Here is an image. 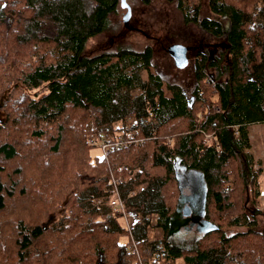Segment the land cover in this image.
Here are the masks:
<instances>
[{
    "label": "trees",
    "instance_id": "1",
    "mask_svg": "<svg viewBox=\"0 0 264 264\" xmlns=\"http://www.w3.org/2000/svg\"><path fill=\"white\" fill-rule=\"evenodd\" d=\"M165 1L220 40L198 54L190 97L152 71L149 47L85 53L119 0H0V264H139L112 178L144 264H264L249 136L264 124V0ZM204 2L226 34L200 18ZM117 136L138 142L106 157L86 145ZM177 165L203 178L204 225L151 239V217L167 230L176 208Z\"/></svg>",
    "mask_w": 264,
    "mask_h": 264
},
{
    "label": "rangeland",
    "instance_id": "2",
    "mask_svg": "<svg viewBox=\"0 0 264 264\" xmlns=\"http://www.w3.org/2000/svg\"><path fill=\"white\" fill-rule=\"evenodd\" d=\"M130 9V18L128 22H123V17L126 14V9L120 8L117 10V15L110 22V26L107 31L93 39H90L86 46V54L92 56L101 52H114L118 48L129 49L135 52H141L146 47L152 50V57L150 60L152 71L157 73L165 84H177L184 92L190 97L192 87L194 86V68L192 62L189 61V65L184 69H177L174 66V62L168 54V48L172 45L194 46L192 40L202 41L203 44H215L220 40H214L211 36L208 37L199 27L195 25H186L183 21L182 12L177 8L175 3H168L165 0H150L148 4H144L141 0H125ZM120 4V3H119ZM201 16L214 18L218 22L222 23L223 33L226 34L229 28V23L225 19H219L210 14L206 6V2L203 3L201 8ZM198 45V44H197ZM195 49L191 52L192 59L195 58ZM142 81L147 79L145 71H140ZM138 94V91H134L133 95ZM3 114L0 111V119ZM132 120L128 121L126 125H131ZM120 123L115 124V128H120ZM118 131V130H117ZM119 133V132H117ZM119 135V134H117ZM249 136L251 142L252 153L256 162H261L263 172L259 177V188L261 192L260 206L264 207V124H255L249 128ZM120 136H117V138ZM209 134L204 135V139H210ZM116 138V139H117ZM121 138V137H120ZM122 141H125L121 138ZM95 140L96 145L89 144V141ZM115 141V140H114ZM103 142H107L103 139L99 140L97 137H91L86 141V145L92 148L91 152L106 157L101 150L100 145ZM138 141L127 140L125 141L127 149L128 145H135ZM112 143V142H107ZM133 143V144H131ZM115 147H111V149ZM93 154V155H94ZM177 175L183 196L186 198L190 195L186 181L184 169L179 165L176 166ZM190 180V179H189ZM179 197V194H178ZM178 201V198H177ZM185 202H187L185 200ZM177 205V204H176ZM129 217V216H128ZM130 221H134L137 217H129ZM156 217L153 216L150 219L149 237L151 239L159 240L165 235L168 239L176 237H197L200 232L191 231L186 232L179 230L173 233H179L178 236L172 237L169 235V231L162 230L156 226ZM121 241H126V237H122ZM140 255V254H139ZM143 263V262H142ZM144 264V263H143ZM147 264H152L151 262ZM173 264H182V260L178 259Z\"/></svg>",
    "mask_w": 264,
    "mask_h": 264
},
{
    "label": "flooded vegetation",
    "instance_id": "3",
    "mask_svg": "<svg viewBox=\"0 0 264 264\" xmlns=\"http://www.w3.org/2000/svg\"><path fill=\"white\" fill-rule=\"evenodd\" d=\"M127 11V10H126ZM202 11L200 10V18L201 19H214V18H208V17H202L201 16ZM212 15V14H211ZM217 21V20H216ZM221 25L222 28V23L218 22ZM186 25H191V24H186ZM204 32V31H203ZM205 33V32H204ZM206 34V33H205ZM217 41V39H214ZM194 46H185L187 48V58L188 61L192 62L193 68H195L196 65V59L198 57V54H203V53H208L209 57L213 59L216 56L217 49L215 48V44H206L200 40L196 42V40L191 41ZM198 44V45H197ZM183 46V45H182ZM195 49V58L192 59L191 57V52ZM189 65V63H188ZM188 67V66H187ZM186 67V68H187ZM185 174L183 175L186 177L188 182L186 181L188 191L190 193L189 196L186 197V201L184 202L180 208V216L177 219V222L173 221L172 223H169L168 225V231L169 233H173L176 231L184 230L186 232H191V231H197L200 232L203 224V219H202V201H203V185L200 183V177L201 175L196 172H190V171H185ZM190 179V180H189ZM186 206H190L191 212H189V216H185V212L187 211Z\"/></svg>",
    "mask_w": 264,
    "mask_h": 264
},
{
    "label": "water",
    "instance_id": "4",
    "mask_svg": "<svg viewBox=\"0 0 264 264\" xmlns=\"http://www.w3.org/2000/svg\"><path fill=\"white\" fill-rule=\"evenodd\" d=\"M120 3V8L122 9H126V14L123 17V22L126 23L128 22L129 18H130V9L128 7V5L126 4L125 0H119ZM168 54L170 55V57L172 58L173 62H174V66L177 69H184L188 66V58H187V48L185 46L182 45H172L168 48ZM175 176L177 179V183H178V189H179V197H178V201H177V205L176 208L172 214V216L170 217L169 223H172L173 221L177 222L178 217L181 215V208L180 206L185 202V200H187L182 193L181 190V186L179 183V178L177 175V171L175 168ZM200 183L203 185V201H202V217H203V210H204V206H205V200H206V187L205 184L203 183V178L202 176L200 177ZM187 211L185 212V216H189V212H191L190 206H186ZM204 225V224H202Z\"/></svg>",
    "mask_w": 264,
    "mask_h": 264
},
{
    "label": "built area",
    "instance_id": "5",
    "mask_svg": "<svg viewBox=\"0 0 264 264\" xmlns=\"http://www.w3.org/2000/svg\"><path fill=\"white\" fill-rule=\"evenodd\" d=\"M89 144L91 145H96L95 140L89 141ZM101 147V150L103 151V154L105 155L106 153H108L110 151L111 147H115V148H122V147H126L125 141H122V139L120 137H118L115 141H113L112 143H108L107 142H103L102 145L99 146V148ZM120 180L114 179L112 178V183L114 185L115 188V196L110 200L109 204L110 206L115 210V211H119L122 213L123 215V219H124V224L128 230V235L130 238V244L128 246V250L129 253L131 255H134L137 257L139 264H143L141 262L140 259V255L136 246V243L133 240L132 234L130 233V226L132 224V221H130V218L125 214L124 211V202L123 200L119 197L118 194V190H117V186L119 185Z\"/></svg>",
    "mask_w": 264,
    "mask_h": 264
},
{
    "label": "crops",
    "instance_id": "6",
    "mask_svg": "<svg viewBox=\"0 0 264 264\" xmlns=\"http://www.w3.org/2000/svg\"><path fill=\"white\" fill-rule=\"evenodd\" d=\"M178 234H179V233H171V234H169V235H170V236L173 235L172 237H176V236H178Z\"/></svg>",
    "mask_w": 264,
    "mask_h": 264
}]
</instances>
